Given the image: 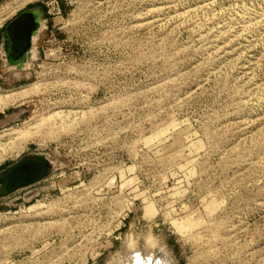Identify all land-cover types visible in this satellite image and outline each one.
<instances>
[{
  "label": "rangeland",
  "instance_id": "obj_1",
  "mask_svg": "<svg viewBox=\"0 0 264 264\" xmlns=\"http://www.w3.org/2000/svg\"><path fill=\"white\" fill-rule=\"evenodd\" d=\"M29 8L25 61L0 43V170L52 169L0 198V264H113L144 236L264 264V0H0V33Z\"/></svg>",
  "mask_w": 264,
  "mask_h": 264
},
{
  "label": "water",
  "instance_id": "obj_2",
  "mask_svg": "<svg viewBox=\"0 0 264 264\" xmlns=\"http://www.w3.org/2000/svg\"><path fill=\"white\" fill-rule=\"evenodd\" d=\"M38 26L36 8L25 9L8 21L1 34V47L10 66L25 61ZM51 169L52 163L42 153L23 155L0 170V198L39 183L48 176Z\"/></svg>",
  "mask_w": 264,
  "mask_h": 264
},
{
  "label": "bare ground",
  "instance_id": "obj_3",
  "mask_svg": "<svg viewBox=\"0 0 264 264\" xmlns=\"http://www.w3.org/2000/svg\"><path fill=\"white\" fill-rule=\"evenodd\" d=\"M155 243L150 236H144L133 244L134 248L127 258L121 253L115 261L112 260L113 264H174L169 254Z\"/></svg>",
  "mask_w": 264,
  "mask_h": 264
},
{
  "label": "trees",
  "instance_id": "obj_4",
  "mask_svg": "<svg viewBox=\"0 0 264 264\" xmlns=\"http://www.w3.org/2000/svg\"><path fill=\"white\" fill-rule=\"evenodd\" d=\"M60 10H61L62 12H65V9L63 8L62 5L60 6ZM1 40H2V36H1V33H0V43H1Z\"/></svg>",
  "mask_w": 264,
  "mask_h": 264
}]
</instances>
